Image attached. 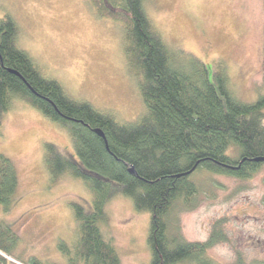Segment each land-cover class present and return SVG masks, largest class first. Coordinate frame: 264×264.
I'll return each mask as SVG.
<instances>
[{
  "label": "rangeland",
  "instance_id": "1",
  "mask_svg": "<svg viewBox=\"0 0 264 264\" xmlns=\"http://www.w3.org/2000/svg\"><path fill=\"white\" fill-rule=\"evenodd\" d=\"M143 2L169 48L185 59L201 58L217 87L214 75L220 69L240 100L254 101L263 92L264 0ZM1 17L16 21L19 46L73 98L123 123L146 112L140 77L125 56L122 23L100 17L89 0H0ZM47 142L77 156L64 127L16 98L0 124V153L17 171L10 209L0 204V226L10 247V255L0 249L6 258L0 264H26L33 257L43 264H67L60 243L74 250L80 236L71 202L93 208V193L81 179L66 172L52 182L45 161ZM191 178L198 185L196 202L187 208L177 201L171 226L189 241H206L218 224L227 239L207 250L215 264H235L238 259L264 264V165L247 179L204 170ZM105 212L100 227L121 264H150L149 211L137 210L131 197L117 193Z\"/></svg>",
  "mask_w": 264,
  "mask_h": 264
},
{
  "label": "trees",
  "instance_id": "2",
  "mask_svg": "<svg viewBox=\"0 0 264 264\" xmlns=\"http://www.w3.org/2000/svg\"><path fill=\"white\" fill-rule=\"evenodd\" d=\"M89 1L100 17L124 27L125 56L140 77L147 106L134 122H120L90 102L73 98L19 46L16 21L0 18V124L13 101L21 98L64 127L77 156L46 143L52 182L67 172L93 193L91 211L71 202L80 236L74 250L60 243L67 264H121L100 227L106 220V204L117 193L131 197L137 210L150 213V264H215L207 250L227 239L220 225L215 224L206 241H189L169 218L177 201L187 208L196 202L198 185L191 177L199 171L247 179L264 165L259 160L264 158V90L254 101L240 100L220 69L214 73L217 87L201 58L185 59L169 48L149 18L144 0ZM16 187L15 166L0 153V204L6 210ZM5 238L0 226V249L7 253ZM0 261L6 262L2 254ZM26 264L43 262L33 257ZM235 264H242L241 259Z\"/></svg>",
  "mask_w": 264,
  "mask_h": 264
},
{
  "label": "water",
  "instance_id": "3",
  "mask_svg": "<svg viewBox=\"0 0 264 264\" xmlns=\"http://www.w3.org/2000/svg\"><path fill=\"white\" fill-rule=\"evenodd\" d=\"M13 72H15V71H13ZM96 132H97L99 135H101L102 137H105L104 132H103L100 128H97V129H96ZM259 160H264V158H261V159H259ZM130 170H131V171H134V169H133L132 167L130 168Z\"/></svg>",
  "mask_w": 264,
  "mask_h": 264
}]
</instances>
